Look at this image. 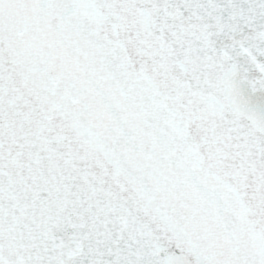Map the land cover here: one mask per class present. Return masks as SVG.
<instances>
[{
  "label": "snow or ice",
  "instance_id": "6c2138e0",
  "mask_svg": "<svg viewBox=\"0 0 264 264\" xmlns=\"http://www.w3.org/2000/svg\"><path fill=\"white\" fill-rule=\"evenodd\" d=\"M0 264H264V0H0Z\"/></svg>",
  "mask_w": 264,
  "mask_h": 264
}]
</instances>
